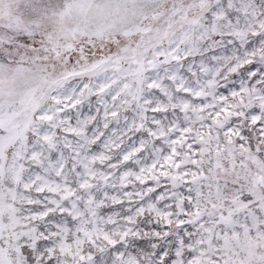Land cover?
<instances>
[{"label": "snow or ice", "instance_id": "snow-or-ice-1", "mask_svg": "<svg viewBox=\"0 0 264 264\" xmlns=\"http://www.w3.org/2000/svg\"><path fill=\"white\" fill-rule=\"evenodd\" d=\"M0 264H264V0H0Z\"/></svg>", "mask_w": 264, "mask_h": 264}]
</instances>
